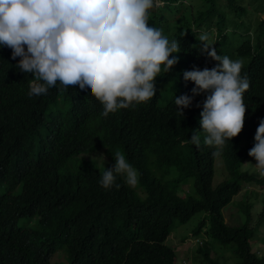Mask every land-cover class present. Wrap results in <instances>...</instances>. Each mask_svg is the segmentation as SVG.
<instances>
[{"label": "trees", "instance_id": "1", "mask_svg": "<svg viewBox=\"0 0 264 264\" xmlns=\"http://www.w3.org/2000/svg\"><path fill=\"white\" fill-rule=\"evenodd\" d=\"M160 1L161 6L149 10L150 27L178 37L191 33L193 26L217 25L210 17L216 12L235 28L221 37L219 45L233 54L244 51L246 67L253 75L259 72L264 80V20L255 26L249 20L253 11L264 12V0H249L248 7L242 0ZM227 8L233 10V20ZM181 11L190 13L183 17ZM249 29L255 30L253 42L246 32ZM11 53L12 49L0 46V159L5 166H12L11 158L22 155L30 162V170L5 167L6 184L0 189V264L49 263V257L45 262L39 249L31 251L25 245L22 236L28 230L39 235L47 252L48 240L54 250L65 246L68 258L61 264H176L175 250L164 244L165 238L175 222L185 224L201 211L210 216L212 237L225 246L232 244L240 264H264V249L253 247L261 241L257 233L262 231L264 199L260 211H255V221L254 204L248 200L242 205L247 216L242 223L229 227L220 214L242 182L263 187L264 177L246 170L238 178L236 190L213 188L208 173L203 181H197L193 178L194 157L176 162L163 141L155 109L148 115L117 110L105 118L102 103L98 106L87 88H64L59 82L47 94L29 97L28 79L33 76L20 71V57L13 59ZM29 114L40 122L33 126L34 133L31 126L22 123ZM116 150L125 153L139 169L138 180L145 195H139L121 176L111 191L108 188L93 196V190H98L95 181L81 171L74 191L84 193L87 202L77 201L63 185L65 176L78 163L75 157L95 154L114 165ZM97 157L90 160L99 164ZM194 182V187L189 185ZM185 185L191 194L183 197L180 191ZM51 188H55L52 193ZM81 210H88L90 217L80 215ZM34 216L39 217L37 222L46 220L47 225L28 227V219ZM96 223L99 234L93 233ZM205 224L202 220L192 232L200 235ZM177 235L184 240L189 234ZM212 250L203 244L195 254L201 253L207 264H214Z\"/></svg>", "mask_w": 264, "mask_h": 264}, {"label": "clouds", "instance_id": "2", "mask_svg": "<svg viewBox=\"0 0 264 264\" xmlns=\"http://www.w3.org/2000/svg\"><path fill=\"white\" fill-rule=\"evenodd\" d=\"M161 5L160 0H0V46L12 49V58L20 57L17 63L20 71L34 77L28 79L29 97L47 94L59 82L64 88L77 85L81 90L87 88L96 104L102 103L101 115L105 118L117 110L129 109L131 114L148 115L155 109L159 113L157 119L165 145L176 162L194 157L193 178L197 181H203L204 174L208 173L213 188L236 190L237 180L246 170L264 177V80L259 72L253 75L246 67L244 51L233 54L219 45L221 37L235 29L233 24L214 12L210 17L217 25L193 26L191 33L178 37L169 33L163 35L162 29L148 25L149 10ZM244 5L248 7V2ZM226 11L231 12L233 20V10L227 8ZM187 13L190 12L181 11L180 16L185 17ZM261 13L264 14L251 13L249 20L253 26L264 20ZM246 32L253 42L255 30ZM24 118L22 123L31 126L32 131L33 126L40 123L30 114ZM113 156L114 165L101 161L95 154H78L75 157L78 163L65 176L63 185L77 201L87 202L84 193L74 191L77 173L85 171L98 188L93 190V196L108 188L111 191L116 178L121 176L139 195H145L138 180L139 169L121 150H116ZM94 157L99 164L90 160ZM9 165L12 166H5L0 159V189L6 184L5 167L30 170V162L22 155L11 158ZM218 172L227 176L218 178ZM215 177L218 183L213 185ZM249 186L255 187L242 182L239 191L221 207L220 214L227 226L245 221L247 216L242 205L250 195L256 194ZM54 189L51 188L50 193ZM190 190L185 185L180 195L186 197L191 194ZM240 192H244L245 197L235 205L242 207L244 218L232 223L222 210L234 204V197ZM195 194L196 190L193 196ZM2 197L0 194V199ZM78 213L90 217L88 210ZM38 219V216L28 219L27 226L39 229L47 225L46 220L37 222ZM209 219L208 226L204 219L207 234L213 242L224 245L212 237ZM53 223L59 225L57 221ZM93 233H100L97 223ZM22 237L31 251L39 249L45 262L49 257L48 264L67 261L64 258L51 262V257L59 250L51 247V240H48L47 252L38 234L28 230ZM189 237L196 240L195 250L208 244L214 251L212 243L193 232L182 242ZM173 249L176 264L190 263L187 253L180 263L177 249ZM195 250L191 252L194 262L206 263ZM214 264H218L217 261Z\"/></svg>", "mask_w": 264, "mask_h": 264}, {"label": "rangeland", "instance_id": "3", "mask_svg": "<svg viewBox=\"0 0 264 264\" xmlns=\"http://www.w3.org/2000/svg\"><path fill=\"white\" fill-rule=\"evenodd\" d=\"M248 2V0H243L242 3L246 4ZM161 4V3H159ZM260 17H264V14H260ZM255 19V16H253V20ZM227 174L225 173H221L218 172L217 173V177L218 178H224L226 177ZM217 177H215L214 181H213V185H216L218 183V179ZM134 188H138V184L134 187ZM248 189H252L256 191L255 196H249L248 197V201L252 202L254 204L253 206V220L255 221L257 216L255 215V211H260V205L262 203V198H264V186L262 188H259L257 186L253 187V186H249ZM245 197L244 192H240L238 193L235 197H234V204L230 203L227 206H225L222 210L223 215L225 216V218L230 221V222H240L241 220H243L244 218V212L242 210V207L239 206L238 204L235 205V203H239L241 201V199ZM258 204V206L255 207V205ZM207 220V226H208V219H209V215L208 213L205 212H197L193 215L192 218H190L185 224H178L175 222V226L172 230V232L170 233V235L167 237L166 239V244L171 246L172 248L177 249V253L179 256V262L181 263L182 260L186 259V254H188V258L190 260L189 264H199L201 261H197L194 262V259L191 257V252L193 250L196 249L197 245L195 244V239L192 237H189L188 239H186L184 242H182V240L178 237L177 234H189L192 233V231L194 230L195 227H197L199 225V223L202 220ZM207 226L204 227L202 229L201 234L199 235L200 238L205 239L206 241H208V243H212L214 246V251L211 253L212 256L216 259L218 264H223V260L222 258L225 260L226 264H240V261L238 259V257L236 256V254L231 250L232 245L229 246H225V245H218L217 243L213 242L211 240V238L209 237V235L207 234ZM262 231L257 233L258 238L261 241H257L256 243H254V248L257 249L258 247H261L264 249V219H263V223H262ZM226 248L229 249L228 251H230V254L228 251H223L225 249L221 248ZM178 247V248H177ZM216 249V250H215ZM67 254L65 253L64 249H59L53 257H51V262H56V261H63L64 258H66ZM200 264H206L202 261V263Z\"/></svg>", "mask_w": 264, "mask_h": 264}]
</instances>
